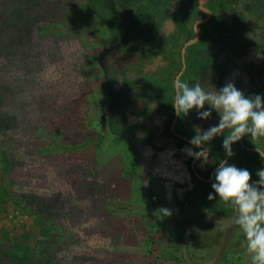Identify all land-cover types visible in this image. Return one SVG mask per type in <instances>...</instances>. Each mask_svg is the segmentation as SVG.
Here are the masks:
<instances>
[{
  "label": "rangeland",
  "instance_id": "374dc122",
  "mask_svg": "<svg viewBox=\"0 0 264 264\" xmlns=\"http://www.w3.org/2000/svg\"><path fill=\"white\" fill-rule=\"evenodd\" d=\"M225 1L209 3L213 14L199 27L201 42L216 21L234 18L218 10ZM237 3L253 8V0ZM87 6L89 0H0V264H179L173 249L182 220L149 204L161 186L154 182V191V176L145 170L141 181L127 140L102 137L90 122L95 110L83 105L98 80V47L79 32L106 35ZM261 25L263 18L247 27ZM246 33L220 43L223 59L238 61ZM202 72L198 80L190 72L180 80L193 86L215 78L208 67ZM107 95L94 92L92 99L103 102ZM177 121V130L190 138L197 125L211 124L195 109ZM223 139L212 140L219 148L215 157ZM197 193L188 195L191 212ZM218 227L213 222L189 233V261L252 264L242 229L224 235Z\"/></svg>",
  "mask_w": 264,
  "mask_h": 264
},
{
  "label": "flooded vegetation",
  "instance_id": "af4514ba",
  "mask_svg": "<svg viewBox=\"0 0 264 264\" xmlns=\"http://www.w3.org/2000/svg\"><path fill=\"white\" fill-rule=\"evenodd\" d=\"M178 1L180 0L167 1L166 10L163 13L165 14V17L161 21L162 26L160 27V30L162 32L171 33L174 31L172 20L168 17V15H170L171 12L179 5ZM197 2L198 0H191V4L189 5V8L186 12V20H190V24L186 23L188 31L179 47L178 69H176V71L172 73V104L174 102L175 95L173 80L181 68L180 49L184 42L193 37V23L205 17V14L198 8ZM210 2L211 0H207L206 2L201 4L203 8L210 11V17L206 22L197 25L198 39L194 44L185 48L184 68L178 78L180 79L181 75L190 72L195 76V79L198 80L202 69L204 67H208L209 70H213V72L215 73V78L210 79V76L207 77L206 81L202 82V86L205 85L208 88L212 87L215 90H219L228 82H232L234 86L238 90H240L246 97H251L254 95H261L262 97H264V82H262L264 79V59L261 52L258 50L260 45L259 39L264 35V25H261L257 29V31L250 30L247 27L250 22L252 23L253 21H257L259 18L264 19V11L262 9L264 0H253V8L251 10L243 7H238V0H226L223 6L218 10L220 12L232 11L234 13V18L230 22H224L222 20L216 21L201 42L199 27L203 24L208 23L213 14L212 9L209 6ZM87 9L88 11L90 10L89 6H87ZM130 14V10H123L119 12V15L122 17H129ZM220 23L225 26V28L227 29L226 32L223 34V36L217 38L213 44H208L207 39L212 37V34L210 32L213 31V28L215 26L220 27ZM101 29L106 33V35L98 36L93 32L89 33L88 31H83V29L80 30L79 34L85 35L84 39L86 41L93 43L98 47V52L95 55L96 75L98 76V80H96L95 83L97 82L98 85L94 86L95 83L93 85H90V90L87 96H85L83 105H88L89 108L95 110L94 118L90 119V122H96L100 128L101 136L107 137L108 133L110 132L106 127L105 118L102 116V110L106 107V104L108 102V95L106 101L103 102L94 101L92 99V95L94 94V92H107V85L103 76L102 66L99 62V55L101 53L102 46L92 38L93 36L104 39L110 35L107 29L106 31L104 30V24H102ZM245 30H247L245 36L249 38V40H244L242 46L240 47L238 53L240 57L238 58V61H232L231 59L226 61L225 59H223L221 52L218 51L220 50V43L222 41H225L226 38L229 40L230 38L235 39L242 35L244 36ZM215 31L213 33H215ZM189 48H191L190 58H188L187 55V50ZM229 49V47H226L225 49L223 48V50H221L227 51ZM205 57L211 58L212 63L204 61ZM189 60H191V63H189ZM152 70H154V68H152ZM88 101L89 103H87ZM207 108L208 106H205V109ZM173 118L174 113L172 105V119ZM177 118L178 115L176 114L173 131L176 134L187 138L189 142L183 141L170 132V123L172 122V119L169 123V132L172 136L185 143V145H183L181 148L171 149L165 152V154H163L159 158V160L157 159V157H153L150 152H147L140 146H136L135 150L133 151L134 153L131 151L130 152L132 155H134L132 166L139 167V176L140 172L145 170L146 172H148V175L154 176V180L149 182L150 184H153L152 187L154 191L155 183H157L156 185L161 186L162 191L159 190V196L162 195L163 200H161L162 198H160L159 196L157 197L158 194L155 193L157 194L155 195V199L150 198L149 204L157 208L158 211L163 212V214L167 215V217H169L171 220L174 218L182 220L180 221V223L182 222L183 224L181 235L173 251L179 264H192V262L189 261L186 255L187 244L189 242L188 235L190 232L197 231V234H199L202 230H205L206 225H209L213 222L217 226H219V230L223 229L220 231L224 235H228L229 231H232V233H234L236 232V230H238V228H240V226L235 223L236 212L232 206L222 203L221 201H219L218 197H216L215 200H208V195L212 190L211 185L215 182L214 177L216 168L218 167L219 163H222L226 160L229 164L235 165L238 168L247 169L251 173L252 182L258 183L259 177L257 175V171L260 169H264V159L260 157L259 153L253 152L250 149L259 148L261 151H264V138H260L263 139V143L261 145H258V140H252L250 136H244L239 142L232 145V151L234 153L232 157H228L225 154L223 147L219 152L220 155L215 157L213 153L219 149L216 141H210L209 143L206 142L205 145H202V148L209 149L210 162L209 167H207V169L205 170V165L201 160L193 159L187 155V150L190 148L194 152L200 151L201 149L194 148L190 144V140L192 138H190L185 133L177 130ZM207 121H209L211 124L208 125L206 123L207 125H205L202 123V130H207L213 125H218V114L213 110L211 118ZM228 134L229 131L225 130L224 135ZM112 138L126 139L127 141L125 145L129 148V150H131L130 135L123 137L112 135ZM247 153L256 154L258 158H254V160H252L251 162V157H248L250 155H248ZM242 155H245V158H243ZM140 179L141 181H144L141 176ZM148 180H150L149 177ZM196 189L199 190V193H197L195 197V204L193 205V210L191 212L189 209L190 205L188 195L189 193H194ZM213 195H215L214 192ZM208 201L210 202L209 205L207 204ZM227 242V238L224 237L222 245H227Z\"/></svg>",
  "mask_w": 264,
  "mask_h": 264
},
{
  "label": "trees",
  "instance_id": "16d2710c",
  "mask_svg": "<svg viewBox=\"0 0 264 264\" xmlns=\"http://www.w3.org/2000/svg\"><path fill=\"white\" fill-rule=\"evenodd\" d=\"M167 1L89 0L91 13L110 34L104 39L92 36L102 46L99 62L108 93V102L102 110L106 127L112 135H130L131 152L140 146L158 160L165 152L185 145L170 134L169 123L172 73L178 69L179 47L188 31L186 23L190 24L186 12L191 0L178 1L179 5L168 15L174 26L171 33L160 30ZM123 10H130V16H120ZM219 25L210 32L208 44L226 32L225 26ZM259 44L264 59V35ZM257 143L261 145L263 139ZM247 154L251 162L258 158L256 154ZM4 156L2 153V174L7 171L8 160Z\"/></svg>",
  "mask_w": 264,
  "mask_h": 264
},
{
  "label": "clouds",
  "instance_id": "9594fccd",
  "mask_svg": "<svg viewBox=\"0 0 264 264\" xmlns=\"http://www.w3.org/2000/svg\"><path fill=\"white\" fill-rule=\"evenodd\" d=\"M197 30L196 22L195 32ZM174 89L172 105L178 116H187L194 109L200 120L210 119L213 110L219 116L218 125L207 130L198 125L195 127L196 134L190 144L201 150L194 152L188 149L189 157L207 165L210 162L209 149L202 148V145L217 136H224L222 147L228 157L234 155L232 145L244 136H250L252 140L264 138V97L261 95L246 97L232 82L215 90L202 86L200 82L190 86L179 78L174 82ZM225 130L229 131L228 135H224ZM257 151L264 158V151L259 148ZM257 175L258 183H253L247 169L238 168L225 160L216 168L215 182L211 185L215 195L210 192L208 199L211 201L218 197L219 201L235 209V223L245 235L247 254L252 264H264V169L258 170Z\"/></svg>",
  "mask_w": 264,
  "mask_h": 264
},
{
  "label": "water",
  "instance_id": "95a60500",
  "mask_svg": "<svg viewBox=\"0 0 264 264\" xmlns=\"http://www.w3.org/2000/svg\"><path fill=\"white\" fill-rule=\"evenodd\" d=\"M206 1H207V0H198V2H197V4H198V8H199V9L205 14V17H204L203 19H201V20H197V21H195V22L193 23V26H192V35H193V37L189 38L186 42H184L183 45H182V47H181V49H180V64H181V68H180L179 72L176 74V76L174 77L173 85H174L175 80L179 77V75L182 73L183 68H184V50H185V48H186L187 46H190V45L194 44V43L196 42V40L198 39V30L195 32V24H196V22H197V25L200 24V23H204V22H206V21L209 19V17H210V11L207 10V9H205V8H203V7L201 6V4H203V3L206 2ZM174 91H175V89H174ZM173 103H174V102H173ZM173 113H174V118L172 119V122L170 123V132H171L173 135L177 136L178 138L182 139L183 141L189 142V140H187V138H185V137H183V136H181V135H179V134H176V133L173 131V126H174V122H175L176 114H177L176 111H175V109H174V107H173ZM250 150H252L253 152H257V153H259V152L257 151V149H250ZM263 159H264V158H263Z\"/></svg>",
  "mask_w": 264,
  "mask_h": 264
}]
</instances>
